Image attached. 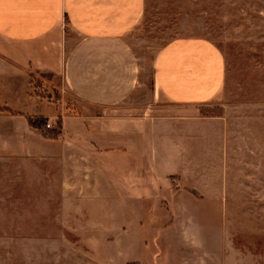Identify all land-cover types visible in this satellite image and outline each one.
<instances>
[{
  "label": "crops",
  "instance_id": "0c3cea01",
  "mask_svg": "<svg viewBox=\"0 0 264 264\" xmlns=\"http://www.w3.org/2000/svg\"><path fill=\"white\" fill-rule=\"evenodd\" d=\"M145 6L0 0V196L16 194L32 226L48 210L41 216L61 226L63 238L77 234L95 264H247L254 254L236 241L229 217L233 183L243 172L253 176L255 161L264 171V157L255 160V139L241 133L236 114L195 110L225 86L216 44L170 40L155 81L171 110L118 111L135 80L126 36ZM36 73L62 80L76 113L34 93ZM29 116L48 118L59 136L45 137Z\"/></svg>",
  "mask_w": 264,
  "mask_h": 264
},
{
  "label": "rangeland",
  "instance_id": "374dc122",
  "mask_svg": "<svg viewBox=\"0 0 264 264\" xmlns=\"http://www.w3.org/2000/svg\"><path fill=\"white\" fill-rule=\"evenodd\" d=\"M188 36L212 40L227 66L224 89L214 100L197 106V114H236L241 133L255 139V160L260 154L264 157V0H146L142 19L126 36L134 53L135 66L129 72L135 80L118 111L140 115L150 107L147 115H162L171 110L156 85L157 58L170 40ZM32 76L34 93L49 102L64 101L66 112L76 113L74 93L62 80L50 74ZM258 163L249 170L253 176L243 172L236 177L229 212L236 241L254 254L247 264H264V171L257 169ZM4 195L0 196V264H95L77 234L63 238L62 227L41 216L48 210H40L38 223L32 226L30 210L16 207V194Z\"/></svg>",
  "mask_w": 264,
  "mask_h": 264
},
{
  "label": "trees",
  "instance_id": "16d2710c",
  "mask_svg": "<svg viewBox=\"0 0 264 264\" xmlns=\"http://www.w3.org/2000/svg\"><path fill=\"white\" fill-rule=\"evenodd\" d=\"M54 77V76H51ZM31 80L30 82L32 83L33 81V76H30ZM39 87V86H38ZM35 86V88H38ZM30 124L40 130V132L45 136V137H50V138H55L59 136V131L57 130H52L50 128H47L46 123L48 121V118L45 117H39V116H29L28 117ZM61 121V119H60Z\"/></svg>",
  "mask_w": 264,
  "mask_h": 264
},
{
  "label": "built area",
  "instance_id": "2783aa9c",
  "mask_svg": "<svg viewBox=\"0 0 264 264\" xmlns=\"http://www.w3.org/2000/svg\"><path fill=\"white\" fill-rule=\"evenodd\" d=\"M51 125H52V122H51V120H48V121H47V123H46V126H47V128H50V127H51Z\"/></svg>",
  "mask_w": 264,
  "mask_h": 264
}]
</instances>
